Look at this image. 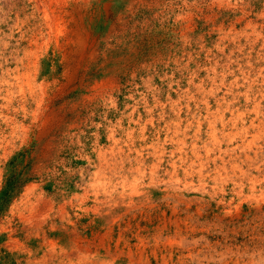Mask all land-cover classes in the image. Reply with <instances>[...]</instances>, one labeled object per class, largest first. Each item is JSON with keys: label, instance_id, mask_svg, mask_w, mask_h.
<instances>
[{"label": "rangeland", "instance_id": "rangeland-1", "mask_svg": "<svg viewBox=\"0 0 264 264\" xmlns=\"http://www.w3.org/2000/svg\"><path fill=\"white\" fill-rule=\"evenodd\" d=\"M263 5L0 0V264H264Z\"/></svg>", "mask_w": 264, "mask_h": 264}, {"label": "bare ground", "instance_id": "bare-ground-1", "mask_svg": "<svg viewBox=\"0 0 264 264\" xmlns=\"http://www.w3.org/2000/svg\"><path fill=\"white\" fill-rule=\"evenodd\" d=\"M264 6V5H263ZM232 8H234V7H232ZM236 9V8H235ZM234 10V9H233ZM241 13V12H240ZM240 15V14H239ZM261 15V14H260ZM230 16V15H229ZM231 18V17H230ZM264 18V17H263ZM220 19V18H219ZM233 19V18H232ZM259 19V18H258ZM261 19V18H260ZM214 20V19H213ZM236 20V19H235ZM227 21V20H226ZM223 22V21H222ZM233 26V25H232ZM253 26H256V25H253ZM252 26V27H253ZM259 26V25H258ZM254 28V27H253ZM260 28H261V26H260ZM217 29V28H216ZM215 29V30H216ZM257 29V28H256ZM219 30V29H218ZM230 31V30H229ZM248 31V30H247ZM250 31V30H249ZM260 32V31H259ZM219 34V33H218ZM225 36H226V34H225ZM258 36V35H257ZM261 36V35H260ZM224 37V36H223ZM254 37V36H253ZM259 37V36H258ZM228 38V37H227ZM240 40V39H239ZM259 39L257 38V37H254V43H256L257 41H258ZM231 42V41H230ZM232 42H233V39H232ZM246 42V41H245ZM251 45V44H250ZM263 47H264V41H263V45H262ZM262 48V47H261ZM244 49V48H243ZM209 51V50H208ZM240 52V51H239ZM249 52V51H248ZM232 53V52H231ZM207 55V54H206ZM212 56V55H211ZM249 59V58H248ZM262 63H263V61H261ZM261 64V63H260ZM217 66V65H216ZM228 70V69H227ZM251 70V69H250ZM258 72V71H257ZM264 72V70H260L259 71V75H261L262 73ZM211 74V73H210ZM217 74V73H216ZM263 76V82H264V75H262ZM221 78V77H220ZM213 84V83H212ZM233 85V84H232ZM191 87V86H190ZM197 87V86H196ZM230 87V86H229ZM233 87V86H232ZM231 87V88H232ZM234 88V87H233ZM223 89V88H222ZM252 89V88H251ZM226 90V89H225ZM191 91V90H190ZM250 92V91H249ZM253 92V91H252ZM187 93H188V91H187ZM194 93H196V92H194ZM223 93V92H222ZM190 94V93H189ZM189 94H187V96L189 95ZM225 94V93H224ZM245 94V93H244ZM250 94V93H249ZM247 95H248V93H247ZM183 96V95H182ZM227 96V95H226ZM182 98V97H181ZM191 98V97H190ZM228 98V97H227ZM208 99V98H207ZM216 100V99H215ZM246 100H249V98L248 97H246ZM226 101V100H225ZM190 102V101H189ZM199 102V101H198ZM215 102V101H214ZM223 103V102H222ZM178 104V103H177ZM245 104V103H244ZM259 102H256V104L254 105V108H253V111H251V112H254V115H255V117L252 119H250V121H249V123H250V128H252L253 130H258V128H260L262 125H263V123H264V117H262V119H260L259 118V115H258V111H257V109H258V106H259ZM171 105V104H170ZM234 105V104H233ZM159 106V105H158ZM207 106V105H206ZM219 106V105H218ZM208 107V106H207ZM210 107V106H209ZM209 107L208 108H206L208 111L210 110L209 109ZM230 107L228 106L227 108H226V110L225 111H223V112H218L217 110L215 111V112H213V113H208L207 115V117H206V119L208 118H211V119H213L211 122H209L208 121V123L211 125V123H216V122H223L224 121V119H225V116H226V114H225V112H231V111H229L230 109H229ZM234 110V109H233ZM212 111V110H211ZM248 111V110H247ZM130 112V111H129ZM203 112V111H202ZM234 112V111H233ZM180 113H181V111H180ZM236 114V113H235ZM246 114V113H245ZM230 115L232 116L230 119H229V125L227 126V122L226 123H224L223 124V131H226L227 129H229V130H231V129H234V128H238V126H239V129L240 128H242V131L244 132V134H247L248 133V131H247V129L244 127V124H243V113H237L235 116H234V114L231 112L230 113ZM174 116V115H173ZM234 116V117H233ZM210 120V119H209ZM258 123V124H257ZM174 125V124H173ZM212 126V125H211ZM210 126V127H211ZM227 126V127H226ZM211 129H212V127H211ZM174 132V131H173ZM129 133V132H128ZM141 133V132H140ZM177 134V133H176ZM213 135H214V133H212ZM240 134V133H239ZM242 134V133H241ZM165 137V136H164ZM166 140V139H165ZM112 141V140H111ZM114 141V140H113ZM231 141V140H230ZM181 142V141H180ZM133 144V143H132ZM173 144V143H172ZM174 145V144H173ZM181 152V151H180ZM110 153V152H109ZM179 153V152H178ZM205 153V152H204ZM206 153H207V151H206ZM205 153V154H206ZM206 156V155H205ZM160 158V157H159ZM167 158V157H166ZM119 159V158H118ZM120 160V159H119ZM161 161V160H160ZM162 162V161H161ZM158 163V162H157ZM173 163V162H172ZM153 166V165H152ZM173 167V166H172ZM171 167V168H172ZM143 168H144V166H143ZM174 169H175V167H174ZM152 170V169H151ZM136 171V170H135ZM174 171V170H173ZM185 171V170H184ZM197 172V171H196ZM98 174V173H97ZM171 174V173H170ZM99 175V174H98ZM101 176V175H100ZM188 176V175H187ZM98 177V176H97ZM103 178L104 177H101L100 178V185L102 184V182H103V186H105L106 185V183H107V181H103ZM98 179V178H97ZM186 179V178H185ZM105 180H106V178H105ZM121 182V181H120ZM123 184V183H122Z\"/></svg>", "mask_w": 264, "mask_h": 264}]
</instances>
